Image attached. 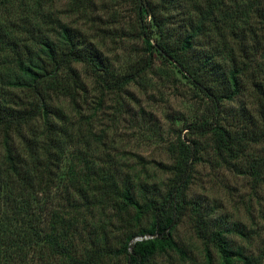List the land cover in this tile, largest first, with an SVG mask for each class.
Here are the masks:
<instances>
[{
    "label": "trees",
    "instance_id": "obj_1",
    "mask_svg": "<svg viewBox=\"0 0 264 264\" xmlns=\"http://www.w3.org/2000/svg\"><path fill=\"white\" fill-rule=\"evenodd\" d=\"M14 1L26 5V0H0V6ZM244 3V17L239 20L248 26L238 30L224 8L226 0H207L204 7L196 0H137V9L140 16L152 19L154 42L149 35L144 40L148 55L162 57L210 106L209 116L186 124L185 129L210 134L212 155L218 165L236 171L244 169L258 179L263 177L264 156L251 157L247 164L243 160L251 144L264 140V46L259 38L264 39V0ZM253 5L258 10V31L249 23ZM181 8L185 13H180L177 21L172 20L170 14L174 13L170 10L181 12ZM1 17L0 11V135L4 150L0 157V264L24 260L30 264H106L105 257L110 255H123L127 264H156L158 253L174 250L183 254L173 232L186 215L202 243L206 264H215L212 250L219 264H264L262 252L247 253L230 238L229 234H234L247 239L250 231L245 226L213 215L199 200L188 197L195 164L203 157L198 141L189 144L180 134L172 163L162 165L170 174L163 188L153 185L145 189L149 195L143 192L139 200L128 180L123 179L118 187L113 174L104 177L106 189L118 196L123 209H134L136 220L149 217L148 223L129 232L115 250H92V243L79 250L74 237L76 228L72 227L74 217L67 219L61 206L48 213L44 224V207L31 205L28 199L38 192H49L54 184V169L65 155L63 140L57 137L59 128L50 120V114L59 115L49 103L51 96L68 97L77 103L76 96L84 85L76 64L90 68L102 87L114 90L136 81L151 65L146 61L145 67L135 72L115 73L101 51L76 28L56 20V38L29 29V37L24 38L15 27L5 25ZM218 20L228 25L236 41L230 43L217 25ZM146 25L142 27L143 34L147 32ZM245 90L257 98L258 118L249 120L243 114L238 128L219 124L217 114L224 101ZM39 117L45 128L42 140L26 136L23 130ZM22 144L26 153L19 151ZM77 157L90 173L84 179L91 180L92 161L80 154ZM75 189L79 201L67 198L68 210L81 205L90 208L92 183ZM145 235L149 237L134 240Z\"/></svg>",
    "mask_w": 264,
    "mask_h": 264
},
{
    "label": "rangeland",
    "instance_id": "obj_2",
    "mask_svg": "<svg viewBox=\"0 0 264 264\" xmlns=\"http://www.w3.org/2000/svg\"><path fill=\"white\" fill-rule=\"evenodd\" d=\"M197 1L202 7L206 6L207 0ZM235 1L241 2L239 7L226 0L224 8L236 21L234 25L238 30L248 25L239 20L244 17V0ZM34 3L35 0H26L25 6L18 1L1 5L4 24L15 27L24 38L29 37L27 29L40 30L42 35L56 38V20H59L80 30L101 51L115 73L135 72L145 67L146 61L151 65L136 81L122 90H114L102 87L90 68L76 64L84 85V90L76 96L77 103L68 97L51 96L49 103L54 110L58 109L59 115L50 114V120L59 128L57 137L63 140L65 155L54 169V184L49 192H38L28 199L31 205L44 207V224L49 219L48 213L61 206L67 219L74 217L72 227L76 228L74 237L79 250H85L91 243L92 250L102 247L115 250L129 232L148 223L149 217L136 220L134 209H123L118 196L106 189L104 177L113 174L118 187L123 179L128 180L139 200L143 192L149 195L145 189L153 185L163 188L170 174L162 165L172 163L180 134L189 144L192 140L198 141L203 157L195 164L188 197L199 200L213 215L245 226L250 231L247 239L234 234H229L230 238L247 253L262 252L264 256V173L257 179L244 169L236 171L218 165L212 155L210 134H195L185 129L186 124L209 116L210 106L162 57L148 55L144 40L149 35L154 42L152 19L139 15L137 0H39L38 4ZM253 6L249 23L258 31V10ZM181 10H170L174 13L170 14L171 19L177 21L180 13H185L184 8ZM144 25L146 34L142 33ZM217 25L228 35L230 43L237 40L228 25L221 20ZM259 38L264 46L263 37ZM257 102L255 95L247 90L224 101L217 114L219 124L238 128L243 114L246 119L256 120ZM44 129L41 117L23 128L26 136L35 135L41 140ZM25 149L22 144L19 151L26 153ZM2 153L0 135V157ZM79 154L92 161L89 181L84 179L90 173L78 159ZM260 156H264V140L250 145L243 163ZM90 183L92 206L86 208L80 204L79 208L69 211L67 198L79 201L75 187H86ZM173 236L183 254L174 250L158 253L156 264H206L202 243L195 237L188 215L176 224ZM212 257L214 263L219 264L214 250ZM105 263L127 264V260L123 255H110L105 257ZM11 264L30 263L24 260Z\"/></svg>",
    "mask_w": 264,
    "mask_h": 264
},
{
    "label": "built area",
    "instance_id": "obj_3",
    "mask_svg": "<svg viewBox=\"0 0 264 264\" xmlns=\"http://www.w3.org/2000/svg\"><path fill=\"white\" fill-rule=\"evenodd\" d=\"M146 237H149V236L148 235H145V236H136L134 238V240H139V239L146 238Z\"/></svg>",
    "mask_w": 264,
    "mask_h": 264
}]
</instances>
